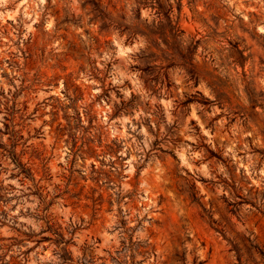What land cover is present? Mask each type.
Here are the masks:
<instances>
[{"label": "clouds", "instance_id": "obj_1", "mask_svg": "<svg viewBox=\"0 0 264 264\" xmlns=\"http://www.w3.org/2000/svg\"><path fill=\"white\" fill-rule=\"evenodd\" d=\"M0 264H264V0H0Z\"/></svg>", "mask_w": 264, "mask_h": 264}]
</instances>
